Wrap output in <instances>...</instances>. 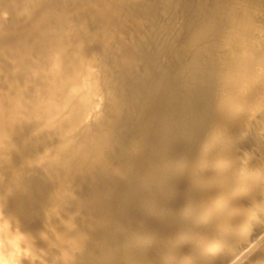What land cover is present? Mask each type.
<instances>
[{"label": "bare ground", "instance_id": "obj_1", "mask_svg": "<svg viewBox=\"0 0 264 264\" xmlns=\"http://www.w3.org/2000/svg\"><path fill=\"white\" fill-rule=\"evenodd\" d=\"M168 1L197 9L187 23L188 41L175 43V53L180 56L175 67L183 66L176 69L187 90L192 84L188 92L194 101L206 95L203 115L190 117L185 125L175 124L168 115L164 118L165 114L158 117L154 128H180L190 134L192 142H177L171 165L159 168L153 181L148 176L131 180L127 202L115 208L110 198L124 181L125 168L113 167V149L108 151L112 165L98 157L93 172L76 174L57 189L52 188L50 178L25 180L21 162L30 161L27 170L35 161L36 143L53 139L47 121L55 107L61 108V102L40 111L33 107L35 89L29 86V94H20L24 79H34L25 58L30 49L79 48L98 35L99 43L106 45V31L113 33L122 24L136 23L127 11L130 0H99L96 4L94 0H0V264H234L238 256H242L238 264H264V27L256 30L257 39L249 40L246 47L241 45L244 34L264 21V0L244 4H240L242 0H209V10L202 7V0ZM254 2L262 12H250ZM111 6H118L120 12L114 14ZM69 14L74 17L64 23ZM159 15L153 18V33L160 37L174 33L176 15ZM71 22L80 23L77 28L83 33L70 30ZM219 24L222 30L215 33ZM63 26L68 30L62 31ZM10 46L17 47L22 56H15ZM102 54L96 46L90 54L92 62L100 61ZM79 57L78 50L66 64L68 74L59 86L88 75ZM156 90L147 101L157 107L162 105V94L171 93L167 85L159 84ZM47 92L41 89L45 96ZM60 94L55 91L52 96ZM219 94H226L219 101L221 117L233 123L236 116L227 112L243 107L245 112L237 116L251 119L233 135L230 129H219L215 120L213 98ZM153 116L144 106L135 123L150 121ZM244 135L245 141L241 140ZM150 136L147 130L139 134L145 143H150ZM163 136L159 144L164 157L171 144ZM222 138L230 156L213 154L212 143ZM75 150L82 158L87 156L83 144ZM194 172L199 173L195 178ZM113 179L117 183H111ZM105 180L110 184L101 195ZM42 195L51 209L39 219L34 209L36 198ZM25 201L30 202V210ZM22 217L36 220V228L18 221ZM39 246L46 248L33 251Z\"/></svg>", "mask_w": 264, "mask_h": 264}, {"label": "rangeland", "instance_id": "obj_2", "mask_svg": "<svg viewBox=\"0 0 264 264\" xmlns=\"http://www.w3.org/2000/svg\"><path fill=\"white\" fill-rule=\"evenodd\" d=\"M98 1L94 0V4ZM208 2L209 0H202V7L206 10H209ZM245 2L246 0H242L240 4ZM259 5L254 2L253 7L255 9L250 12H262ZM110 11L114 14L120 12L118 6H111ZM127 11L136 23L134 26L122 24L113 33L106 31L109 35L106 45L99 43L101 37L98 35L93 36L92 42L81 44L79 48L76 45L73 47L66 45L62 50L39 52L36 49H30L26 53L25 58L28 66H31V70H33L34 79H24V83L21 84H24L21 88L23 92L20 96L23 97L25 93L29 94L28 88L30 86L31 90L35 89L36 104L33 101V107L43 111L47 105L53 104L55 107L56 102L60 100L61 105L59 107L61 108L55 107L54 113L47 121V126L53 129V139L50 142L36 143V148L33 150L35 156H32L35 161L27 170L26 162L30 161L23 160L21 162L25 170V172L23 171L25 180L32 177L35 180L50 178L51 183H53L52 188L57 189L64 182H71L76 174L83 175L86 171L93 172L96 167L94 160L98 157L103 160V163L112 165L109 162L108 151L113 149L112 159L116 162L113 167L116 166L115 168L118 169L123 165L125 169L122 172L125 176L124 181H120L118 191L111 196L110 200L112 207L121 208L127 202L125 198L131 180L148 176L153 181L159 168L164 165H171L175 153V144L183 141L189 145L192 142L189 137L190 134L185 135V131L180 128L174 129L168 126L172 130L163 127L157 130L159 126L154 127L158 125L156 122L158 117L163 116V114H165L164 118L168 115L175 124L178 122L181 125H185L190 117L197 118L203 115L201 109L204 107L203 102L207 99H204L206 95L203 92L204 95L194 101L193 96L188 92L192 84L188 85L187 90V86L182 81L183 75L176 69L183 66L175 67V62L180 57L175 53V46L178 44L175 43L179 40L180 42L188 41L190 28L187 27V23L194 19L197 9L185 5L176 6L174 2L171 3L168 0H130ZM240 11L239 8L237 13ZM139 12L145 13L138 16ZM159 13L167 18L176 15L177 23L174 33L162 37L156 32L153 33L151 24L156 15L159 18ZM73 17V14L65 16L64 23ZM79 25L80 23L71 22L70 30L82 34V28H77ZM201 25L210 29L205 22H202ZM261 25L258 23V27H254L244 34L241 40L242 48L247 46L249 40L257 39L259 33L256 30L264 27V21L261 22ZM30 30L32 31L33 28L30 27ZM66 30L68 28L63 26L62 31ZM221 30L222 27L219 24L215 33ZM96 46L103 54L100 61L95 60L93 63L90 54ZM193 46L194 44H192ZM10 49L15 56H22L18 54L17 47L10 46ZM78 50L80 60L88 69V75L78 77L75 81L65 82L59 86L58 83L68 74L66 64L77 56ZM259 50L255 52L258 53ZM218 56L222 58L223 54ZM159 84L167 85L171 94L165 97L162 94V105L156 107L147 99L158 92L156 88ZM41 89H47L48 95L42 94ZM55 91L61 93L57 98L52 96V94L55 95ZM138 91L142 93L137 94ZM225 97L226 94H219L217 99L213 98L216 103L213 111L219 129H230L233 135L236 130L244 129L245 122H250L251 119H247L246 116L242 117L243 120L239 119L240 117L237 115H243L245 112L243 107H236L233 111L227 112L229 116H236L233 123L221 117L219 114L223 110V105L219 101ZM144 106H147L149 113L154 112L153 119L149 121L148 118L137 124L135 121L140 119ZM237 118L238 120H236ZM143 130H147L151 134L150 143L141 142L139 134ZM162 135H164L162 139L171 144L170 150L165 153L166 156L164 157L161 155L163 146L159 144ZM241 140L245 141L246 136L244 135ZM218 141L212 143L214 156L228 155L227 146L223 145L227 141L224 138ZM78 144L84 145L87 151L86 157L82 158L76 152L75 146ZM124 155L126 160H122ZM154 157H158V159L153 160ZM198 174L194 172L192 177L195 178ZM110 182L117 183L114 179ZM35 183L39 187L42 184L40 181H35ZM191 183L194 184L195 179H192ZM107 184L110 183H106L102 187L101 195L107 189ZM30 188L33 190L32 187ZM27 198L28 193L25 196V199ZM36 200L38 205L34 212L40 219L50 212L51 206L44 195L37 197ZM27 201H25V207H29L28 210H30L31 206L28 204L30 202ZM18 221L26 226L30 225L35 228L37 226V221L28 217H22ZM41 227L38 226L40 230L38 233L44 237L45 232L42 231ZM43 245L46 246L44 242ZM247 245L248 243L244 244L243 247ZM44 249L39 246L33 251H44ZM241 257L238 256L234 260V264H238L237 261Z\"/></svg>", "mask_w": 264, "mask_h": 264}]
</instances>
